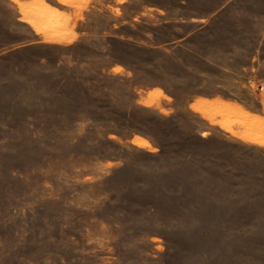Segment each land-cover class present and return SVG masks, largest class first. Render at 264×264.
Returning a JSON list of instances; mask_svg holds the SVG:
<instances>
[{"label": "rangeland", "instance_id": "obj_1", "mask_svg": "<svg viewBox=\"0 0 264 264\" xmlns=\"http://www.w3.org/2000/svg\"><path fill=\"white\" fill-rule=\"evenodd\" d=\"M0 264H264V0H0Z\"/></svg>", "mask_w": 264, "mask_h": 264}]
</instances>
